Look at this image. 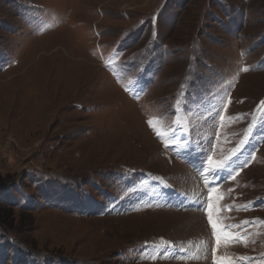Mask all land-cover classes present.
I'll return each instance as SVG.
<instances>
[{
	"label": "rangeland",
	"instance_id": "rangeland-1",
	"mask_svg": "<svg viewBox=\"0 0 264 264\" xmlns=\"http://www.w3.org/2000/svg\"><path fill=\"white\" fill-rule=\"evenodd\" d=\"M262 101L264 0H0V264H264Z\"/></svg>",
	"mask_w": 264,
	"mask_h": 264
},
{
	"label": "snow or ice",
	"instance_id": "snow-or-ice-1",
	"mask_svg": "<svg viewBox=\"0 0 264 264\" xmlns=\"http://www.w3.org/2000/svg\"><path fill=\"white\" fill-rule=\"evenodd\" d=\"M245 70H247V69H245ZM261 103L264 104V101H262ZM149 125L150 126H153V122L151 120L149 121ZM156 134H157V136L159 138H161V139L164 138L163 137V133L160 132L159 130H157ZM165 146L168 147V144L166 143ZM212 191H213V189L210 188L209 189V193H211ZM209 193H206V195H208ZM205 203L207 204V201H205ZM211 208H212V206L209 205L207 208H205V211L208 213L209 223L211 224V226L213 228V235L216 237L217 246H219L221 240L224 239V237L221 236V231L223 230L224 226H221L219 224V222L213 218ZM218 264H229V262L226 259H224V260H218Z\"/></svg>",
	"mask_w": 264,
	"mask_h": 264
},
{
	"label": "bare ground",
	"instance_id": "bare-ground-1",
	"mask_svg": "<svg viewBox=\"0 0 264 264\" xmlns=\"http://www.w3.org/2000/svg\"><path fill=\"white\" fill-rule=\"evenodd\" d=\"M185 199H188V198H185ZM198 200H199V199H198ZM199 203H201L200 200H199ZM199 203H198V205H195V206H199ZM194 215H195V214H194Z\"/></svg>",
	"mask_w": 264,
	"mask_h": 264
},
{
	"label": "trees",
	"instance_id": "trees-1",
	"mask_svg": "<svg viewBox=\"0 0 264 264\" xmlns=\"http://www.w3.org/2000/svg\"><path fill=\"white\" fill-rule=\"evenodd\" d=\"M1 218V217H0ZM1 221V220H0Z\"/></svg>",
	"mask_w": 264,
	"mask_h": 264
}]
</instances>
